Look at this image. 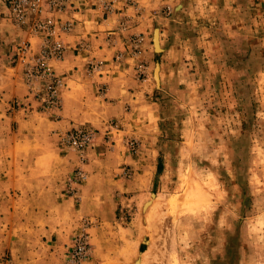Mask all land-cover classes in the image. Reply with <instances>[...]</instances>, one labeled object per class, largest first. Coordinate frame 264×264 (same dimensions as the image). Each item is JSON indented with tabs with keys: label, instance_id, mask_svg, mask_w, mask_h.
Segmentation results:
<instances>
[{
	"label": "crops",
	"instance_id": "0c3cea01",
	"mask_svg": "<svg viewBox=\"0 0 264 264\" xmlns=\"http://www.w3.org/2000/svg\"><path fill=\"white\" fill-rule=\"evenodd\" d=\"M262 2L135 0L106 10L84 0L68 14L73 30L60 36L62 58L47 64L61 79L60 108L44 113L20 61V48L33 55L40 40L14 26L0 0V264H63L81 230L90 245L82 264H128L120 242L109 253L108 238L96 233L145 207L169 160L177 102L222 76L253 84L264 68ZM82 125L96 133L80 161L60 140Z\"/></svg>",
	"mask_w": 264,
	"mask_h": 264
},
{
	"label": "rangeland",
	"instance_id": "374dc122",
	"mask_svg": "<svg viewBox=\"0 0 264 264\" xmlns=\"http://www.w3.org/2000/svg\"><path fill=\"white\" fill-rule=\"evenodd\" d=\"M231 81L195 87L170 111L169 160L145 207L96 233L109 253L120 242L128 264H264V68L251 85Z\"/></svg>",
	"mask_w": 264,
	"mask_h": 264
},
{
	"label": "built area",
	"instance_id": "2783aa9c",
	"mask_svg": "<svg viewBox=\"0 0 264 264\" xmlns=\"http://www.w3.org/2000/svg\"><path fill=\"white\" fill-rule=\"evenodd\" d=\"M84 0H6V17L12 24L39 38L40 47L33 55L26 54V47L20 48L22 80L28 88V94L40 102L42 112L58 111L60 108L61 79L51 71L47 64L60 60L64 53L61 35L73 30V19L68 14L80 12ZM106 10L132 5L135 0H97ZM70 12V13H69ZM65 16V19H60ZM95 131L82 125L67 132L60 140L61 146L77 155L80 161L91 148ZM130 148L132 142L127 144ZM84 179L82 171L73 173V183L80 184ZM90 245L84 230L72 237L63 264H82L89 257Z\"/></svg>",
	"mask_w": 264,
	"mask_h": 264
}]
</instances>
